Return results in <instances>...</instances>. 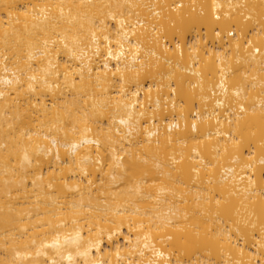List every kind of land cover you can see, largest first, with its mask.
<instances>
[{"label":"bare ground","instance_id":"obj_1","mask_svg":"<svg viewBox=\"0 0 264 264\" xmlns=\"http://www.w3.org/2000/svg\"><path fill=\"white\" fill-rule=\"evenodd\" d=\"M0 264H264V0H0Z\"/></svg>","mask_w":264,"mask_h":264}]
</instances>
